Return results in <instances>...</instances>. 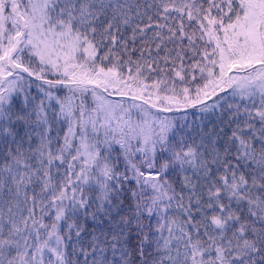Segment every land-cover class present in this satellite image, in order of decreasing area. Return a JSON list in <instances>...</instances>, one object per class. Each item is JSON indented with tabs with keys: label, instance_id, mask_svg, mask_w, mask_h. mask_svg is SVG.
<instances>
[{
	"label": "snow or ice",
	"instance_id": "obj_1",
	"mask_svg": "<svg viewBox=\"0 0 264 264\" xmlns=\"http://www.w3.org/2000/svg\"><path fill=\"white\" fill-rule=\"evenodd\" d=\"M0 264H264V0H0Z\"/></svg>",
	"mask_w": 264,
	"mask_h": 264
}]
</instances>
